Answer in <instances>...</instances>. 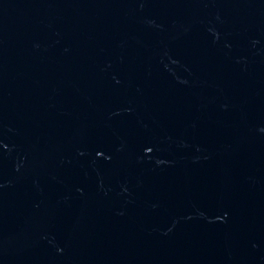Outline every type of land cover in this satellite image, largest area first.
Here are the masks:
<instances>
[{
	"label": "water",
	"instance_id": "obj_1",
	"mask_svg": "<svg viewBox=\"0 0 264 264\" xmlns=\"http://www.w3.org/2000/svg\"><path fill=\"white\" fill-rule=\"evenodd\" d=\"M0 264H264V0H0Z\"/></svg>",
	"mask_w": 264,
	"mask_h": 264
}]
</instances>
